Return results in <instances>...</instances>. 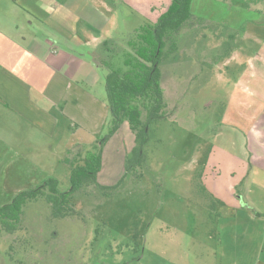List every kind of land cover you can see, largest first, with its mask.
Masks as SVG:
<instances>
[{
	"label": "rangeland",
	"instance_id": "374dc122",
	"mask_svg": "<svg viewBox=\"0 0 264 264\" xmlns=\"http://www.w3.org/2000/svg\"><path fill=\"white\" fill-rule=\"evenodd\" d=\"M257 6L264 8V0L192 1V14L213 15L225 26L214 28L224 35L214 41L220 50H208L203 37L208 26L201 20L189 21L173 34L169 46L176 43L178 50L160 66L166 116L151 124L144 167L126 171L136 141L124 121L104 145L90 150H102V164L98 185L86 183L71 197L80 215L53 218L45 200L31 202L22 229L14 235L0 233V264H197L213 257V241L206 233H214L210 214L218 209L209 208L213 201L203 186L206 183L213 193L222 190L215 164L223 162L222 149L232 145L234 130L231 121L221 118L243 111L233 99L239 95L235 89L240 75L253 74L252 63L242 53L253 54V35L246 34L253 32L255 22L264 23V12L257 13ZM120 27L127 31L122 22ZM234 34L239 38L232 39ZM235 49L240 51L237 63L244 60L241 64L217 65L223 54L229 56ZM107 134L105 129L99 139ZM41 160L44 167L34 168L35 178L21 188L11 174L3 175L9 167L2 154L0 208L46 178L56 179L61 192L70 190L72 167L62 163L61 154L49 152ZM223 174L228 181L229 172ZM203 244L208 252L199 256Z\"/></svg>",
	"mask_w": 264,
	"mask_h": 264
},
{
	"label": "crops",
	"instance_id": "0c3cea01",
	"mask_svg": "<svg viewBox=\"0 0 264 264\" xmlns=\"http://www.w3.org/2000/svg\"><path fill=\"white\" fill-rule=\"evenodd\" d=\"M171 3L172 0H0V158L5 154L9 167L3 175L10 178L11 174L23 188L35 178L34 168L44 167V154L59 153L62 163H66L71 152L79 148L90 151L97 145L111 120L106 71L100 61L114 53H109L112 46L103 47L112 40L120 42L118 47L125 46L139 26L147 21L157 23ZM255 9L257 13L264 12L263 7ZM192 20H201L208 26L203 37L208 40V50L217 54L220 48L216 50L218 44L214 41L224 35L214 28H225L220 19L192 14L189 21ZM121 22L127 31L121 30ZM261 23L255 22L253 32L246 34L253 35V54L242 53L253 66V74H241L237 80L235 90L239 95L233 100L243 111L221 118L233 124L234 141L222 147L223 162L215 164L222 190L213 193L204 183L218 211L214 209L210 214L215 222L214 233H206L207 239L213 241V257L196 260L197 264H264ZM231 36L235 39L240 35ZM239 52L235 49L229 56L223 54L224 59L217 65L226 68L237 63ZM248 90H253V96L247 95ZM226 170L228 181L223 180ZM202 247L199 256L208 252L206 244Z\"/></svg>",
	"mask_w": 264,
	"mask_h": 264
},
{
	"label": "trees",
	"instance_id": "16d2710c",
	"mask_svg": "<svg viewBox=\"0 0 264 264\" xmlns=\"http://www.w3.org/2000/svg\"><path fill=\"white\" fill-rule=\"evenodd\" d=\"M192 1L172 0L171 6L160 16L157 23L151 24L147 21L139 26L131 34L134 35L133 38L130 35V40L125 46L123 44L118 47L120 42L112 40L103 47V49H108L112 46L109 53H114L110 55V58H103L100 61L101 67L106 71V92L111 120L108 124V134L98 140L96 148L98 144L104 145L115 135L122 123L128 121L135 134L136 146L126 161L127 172L144 167L147 161L145 147L150 139L151 124L165 119L166 103L161 84L160 66L178 50L176 43L169 46L170 39L191 19ZM122 53L126 55L122 56ZM142 108L146 110V122L141 119ZM70 155L66 157V163L72 167L70 190L61 192L58 181L50 178L35 189L19 193L12 203L0 208V233L14 235L20 231L27 205L42 199L49 205L53 218L80 215V212L72 205L71 197L84 184H97L102 164V150L86 151L84 154L83 149L79 148ZM102 189L107 188L102 187ZM203 189L213 201L209 206L212 209L215 206V200L204 186Z\"/></svg>",
	"mask_w": 264,
	"mask_h": 264
}]
</instances>
